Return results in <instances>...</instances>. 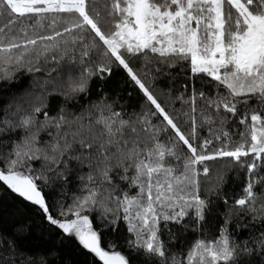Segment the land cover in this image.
<instances>
[{
    "label": "snow or ice",
    "instance_id": "obj_1",
    "mask_svg": "<svg viewBox=\"0 0 264 264\" xmlns=\"http://www.w3.org/2000/svg\"><path fill=\"white\" fill-rule=\"evenodd\" d=\"M133 57H143L146 66L187 63L191 94L175 98L187 110H166L150 73L131 66ZM65 59L80 68L78 77L68 68L60 90L66 99L87 94L91 78L103 79L117 64L142 92L145 106L128 112L103 96L79 114L61 109L49 116L43 97L28 108L15 105L0 117V137L19 132L0 138V182L39 206L51 225L102 264L135 259L111 243L102 247L97 219L113 229L124 223L132 237L127 247L156 264H264V0H0V81H11L21 69L40 72L42 61L59 65ZM196 78L213 81L214 94L197 90ZM41 113L43 121L37 119ZM230 118L244 128L234 148L224 131ZM181 121L191 125L189 131ZM205 124L221 126L209 128L223 144L210 154L213 139L196 143ZM222 158L247 170L243 195L231 204L220 193L223 173L201 195L200 177L210 173L206 162ZM73 172L80 195L56 217L42 186L50 179L67 182ZM212 196L225 205L214 234L205 227L216 211ZM234 209L250 220L230 230ZM169 224L196 233L195 239L171 251L161 239V225L170 241L176 239ZM241 229L249 236L237 242ZM16 255L11 240H0V264H17Z\"/></svg>",
    "mask_w": 264,
    "mask_h": 264
},
{
    "label": "trees",
    "instance_id": "obj_2",
    "mask_svg": "<svg viewBox=\"0 0 264 264\" xmlns=\"http://www.w3.org/2000/svg\"><path fill=\"white\" fill-rule=\"evenodd\" d=\"M78 55V52L76 53ZM131 66L134 69H141L150 73V79L155 86L156 93H159L158 99L165 106L166 110L172 108L176 111L187 110V106L181 101L175 99L178 95L184 94L187 98L192 91V74L187 63L177 64L175 67L168 68L153 61V63L145 65L143 57H133ZM42 70L40 72H28L21 69L15 73L11 81H0V117H3L7 111H15V105L23 104L24 108H28L31 104H36V97H43L46 111L49 116H56L61 109L79 114L84 108L95 103L106 96L109 101H118L116 107L119 109L122 105L128 112H139L145 106V99L139 88L131 81L125 70L117 64L112 65L110 75H106L103 79L94 76L88 82L87 94L80 93L71 99H66L60 94L62 85H66L69 77L68 68H72L71 75L78 77L80 68L78 65H69L67 59L61 61L59 65L55 62L44 64L41 62ZM153 67L160 68L161 72L152 71ZM51 71L49 75V70ZM154 78V79H153ZM52 81L45 84L44 81ZM55 84V89H54ZM187 85V89L184 87ZM195 87L197 90H203L208 94H214V82L209 78H196ZM224 89H221V93ZM28 101V103H24ZM199 104V101L197 102ZM38 120L43 121V113L39 114ZM158 123V120H154ZM183 131H189L191 125L179 122ZM219 124L207 125L197 129L196 143L199 144L204 139H213V143L209 145L207 154L212 153L215 149L220 148L223 144L213 138L209 128L219 129ZM224 131L231 133L232 145L234 148L240 141V133L244 131L242 125L234 119L224 125ZM218 134V133H217ZM17 133H6L2 137L9 140ZM46 140V133H41ZM168 135H172L169 131ZM163 138V137H162ZM227 143V141H223ZM185 151H187L185 149ZM249 158H242V160ZM210 169L207 178L201 176V195H204V188H210L215 182V178L219 173H223L224 181L220 193L228 198L229 204L234 199L243 195V187L246 182V168L233 162L231 158H222L213 161H207ZM40 163L37 162L34 167L39 169ZM75 168V165H73ZM199 167V166H198ZM88 171L85 167L79 170V174ZM261 175H264V168L261 169ZM77 173L73 172L68 176L67 182L59 179H50L49 182L42 186V191L46 201L49 204V211L56 217L62 210V206L72 203L74 195H80V182L76 178ZM121 187H126L121 185ZM133 193L136 191L132 190ZM260 191V189H256ZM216 211L208 218L206 231L214 234L223 223V213L225 205L210 197ZM238 210L234 209L232 213V225L240 223H248L250 217L246 214H237ZM93 213V216H97ZM94 226L101 232L102 247L107 248L108 244L115 245L116 250L122 252L130 259H135V264H156L155 258H148L143 252L137 253L127 247V241L132 239L131 235L126 231L124 223H119L116 229L108 226L106 222L99 219L94 221ZM176 234V239L170 241L168 232L161 225V239L165 241L171 251H182V245H188L196 237V233L191 231L184 233L183 230L173 224L168 225ZM251 228L252 225H249ZM259 227V226H257ZM249 231L241 229L235 237L237 242L247 239ZM0 240H11L15 246L18 255L14 258L17 264H29V260L35 264H102L94 254L85 250L74 239H69L61 234V230L51 225L46 219L41 208L34 203L27 201L25 198L14 193L3 182H0ZM3 254L7 255V246H3ZM258 259V258H257Z\"/></svg>",
    "mask_w": 264,
    "mask_h": 264
}]
</instances>
